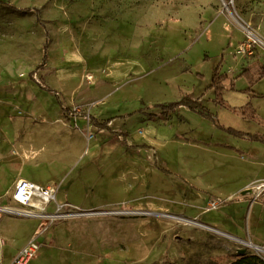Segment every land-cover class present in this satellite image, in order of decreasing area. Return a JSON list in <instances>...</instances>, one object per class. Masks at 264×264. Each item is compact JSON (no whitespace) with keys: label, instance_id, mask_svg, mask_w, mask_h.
<instances>
[{"label":"rangeland","instance_id":"374dc122","mask_svg":"<svg viewBox=\"0 0 264 264\" xmlns=\"http://www.w3.org/2000/svg\"><path fill=\"white\" fill-rule=\"evenodd\" d=\"M239 22L264 38V0H0V264L37 229L30 264L264 258L235 240L264 248V80L211 87L264 66ZM17 177L63 218L2 210Z\"/></svg>","mask_w":264,"mask_h":264},{"label":"built area","instance_id":"2783aa9c","mask_svg":"<svg viewBox=\"0 0 264 264\" xmlns=\"http://www.w3.org/2000/svg\"><path fill=\"white\" fill-rule=\"evenodd\" d=\"M251 28V27H250ZM249 35V34H248ZM249 42L242 43L238 46L237 54L241 56H254L255 48L254 44H259L256 37H251ZM93 136L89 133L88 138L91 139ZM57 192L55 187H42L38 184L27 181L20 180L17 185L15 192L13 194V200L25 208L23 212L25 216L32 217L35 216L34 211H40V216L42 218L59 219L63 218L62 211L65 206H61L57 203ZM56 203L57 214H48V208L51 204ZM214 208H217V203L213 204ZM4 211L12 212L11 209H2ZM40 231L37 232L36 236L32 237L28 244L18 252L14 257L11 264H30V262L38 256L41 248V244L38 242V236Z\"/></svg>","mask_w":264,"mask_h":264},{"label":"trees","instance_id":"16d2710c","mask_svg":"<svg viewBox=\"0 0 264 264\" xmlns=\"http://www.w3.org/2000/svg\"><path fill=\"white\" fill-rule=\"evenodd\" d=\"M246 79L249 82L248 93H253V88L262 80H264V66L259 64H252L248 68L242 70V72L235 78H230L228 75L219 76L215 74L213 79L212 88L218 91H223L225 89L235 90L237 81L241 79ZM51 92H53L51 90ZM178 106V104H171L169 106L161 105V109L173 110ZM227 264H264V258L248 253L245 255H239L237 257H232L228 259Z\"/></svg>","mask_w":264,"mask_h":264},{"label":"bare ground","instance_id":"6f19581e","mask_svg":"<svg viewBox=\"0 0 264 264\" xmlns=\"http://www.w3.org/2000/svg\"><path fill=\"white\" fill-rule=\"evenodd\" d=\"M242 29H244L251 37H256L258 42L264 46V38L261 37V35H259L256 31L252 30L249 26L245 25L243 22H239L238 23ZM262 188H264V185L260 186V187H257L256 190H255V195H259L261 192H262ZM13 210L12 212H16V213H20V212H23L21 210H17V209H11ZM186 223H195V222H191V221H186ZM223 235V234H222ZM236 241H238L239 243L241 244H244L254 250H256L258 253L260 254H264V248L262 247H259L257 245H254V244H251V243H247V242H244V241H240V240H237L235 239Z\"/></svg>","mask_w":264,"mask_h":264},{"label":"crops","instance_id":"0c3cea01","mask_svg":"<svg viewBox=\"0 0 264 264\" xmlns=\"http://www.w3.org/2000/svg\"><path fill=\"white\" fill-rule=\"evenodd\" d=\"M259 97H262V98H264V95H255L254 96V98H259ZM260 109L259 108H253V112H254V114L255 115H257L258 116V118L259 119H263L264 120V115L259 111ZM20 180H24V179H22L21 177H17L16 179H14L13 181H12V183L10 184V186L8 187V189L6 190V193L1 197V198H3V197H5L6 195H8L9 193H12V192H15V189H16V185H17V183L20 181ZM10 190L12 191V192H10ZM244 193V192H243ZM242 193V194H243ZM19 205V204H18ZM20 206V205H19ZM22 207V206H21ZM40 231V229H37L36 230V232L35 233H37V232H39ZM34 233V234H35Z\"/></svg>","mask_w":264,"mask_h":264},{"label":"water","instance_id":"95a60500","mask_svg":"<svg viewBox=\"0 0 264 264\" xmlns=\"http://www.w3.org/2000/svg\"><path fill=\"white\" fill-rule=\"evenodd\" d=\"M240 255H245L247 254V250L246 249H242V250H239L238 252Z\"/></svg>","mask_w":264,"mask_h":264}]
</instances>
